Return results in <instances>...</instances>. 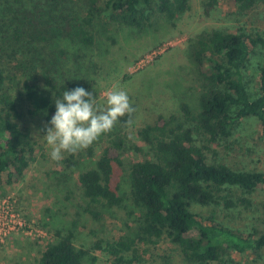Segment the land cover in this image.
<instances>
[{
    "label": "trees",
    "instance_id": "16d2710c",
    "mask_svg": "<svg viewBox=\"0 0 264 264\" xmlns=\"http://www.w3.org/2000/svg\"><path fill=\"white\" fill-rule=\"evenodd\" d=\"M31 1L33 11L26 10L28 16L19 18L14 11L9 18L19 23L8 38L18 42L17 50L25 58V67L35 68L34 74L25 75L27 81L23 83L30 105L28 113L49 121L56 110L54 99L64 91L79 86L93 92L96 98L100 91L96 64L92 73L85 72L78 80H60L55 71L52 74L50 68L54 67L50 65L48 46L60 44L54 57L56 65L61 57H66L61 47L66 43L79 45L88 57L90 49L99 48L110 21L142 30L152 26L156 15L173 21L190 8L189 0ZM228 1L237 7L238 14L246 15L262 0ZM7 2L0 0V4ZM217 2L207 0L206 7L213 8ZM23 40L26 49L28 42L33 45L29 51L22 50ZM191 45L190 57L203 78L197 111L184 103L181 106L184 121L173 114L170 117L160 114L139 130L153 157L136 161L129 168L132 198L141 211L137 237L154 243L167 238L180 247L188 260L199 264L221 260L228 251L258 255L264 249V229L250 232L233 229L213 217L204 219L191 207L222 203L226 209L236 208L248 204V198L236 200L230 194L222 195L223 190L264 191V171L233 169L224 163L210 162L206 154L210 144L222 145L228 141L244 120L258 122L264 145V63L259 69L257 94H251L246 80L251 56L259 52L264 59V36L259 31L220 27L203 31ZM23 117L18 101L6 88L5 69L0 61V177L6 173L8 183L24 176L30 164L28 154L34 151L31 134L21 123ZM135 118L136 111L130 124L127 115L121 117L110 132L93 143L103 149L94 165L79 175L84 197L95 206L86 209L94 219L102 216L99 205L110 208L121 205L124 199L119 188L112 185V177L116 164H122V154L129 147L142 150L137 144L129 145ZM92 149H88L90 156L94 155ZM70 154L68 168L74 165L75 153ZM136 241L122 236L105 246L97 243L93 250L109 255L111 264H122L125 253L132 251L135 262ZM93 250L76 245L73 229L65 233L57 230L38 264H100Z\"/></svg>",
    "mask_w": 264,
    "mask_h": 264
},
{
    "label": "rangeland",
    "instance_id": "374dc122",
    "mask_svg": "<svg viewBox=\"0 0 264 264\" xmlns=\"http://www.w3.org/2000/svg\"><path fill=\"white\" fill-rule=\"evenodd\" d=\"M33 4L31 0H8L7 4H0V61L5 69L6 88L18 101L24 114L22 126L29 130L34 142L24 176L11 183L6 182V173L0 177L1 219L9 212L16 225L0 239V264H38L46 245L55 239L56 231L65 233L69 229L74 230L78 247L92 250L97 243L105 246L122 236L137 239V261L134 262V254L130 251L125 253L122 264H199L188 260L180 247L167 238L155 243L138 239L141 211L132 198L129 168L136 161L153 157L149 146L139 136V130L148 121L160 114L180 118L184 103L194 112L198 109L203 78L190 57L192 40L205 30L220 27L232 31L241 28L259 31L264 36V0L246 15L238 14L237 7L228 0H218L213 8L206 7L207 0H189L190 8L177 19L171 21L156 15L152 26L142 30L110 21L99 48L90 49L87 57L79 45L63 44L66 57H61L57 65L54 57L60 44L46 48L51 53L52 74L55 71L60 80H78L85 72H93V64L97 65L98 105L106 106V94L113 88L126 91L132 104L136 105L129 145L137 144L142 150L129 147L122 154V164L115 166L112 185L119 188L124 199L121 205L110 208L99 205L102 212L99 220L86 210L95 206L84 197L79 175L94 165L103 148L92 144V156L88 154L91 147L75 152L74 165L68 168L69 152H64L59 161L51 159V146L44 135L46 127L51 126L49 120L28 113L30 105L23 83L27 81L25 75L34 74L35 68L25 67V58L17 50L18 42L8 36L19 23L10 20L14 11L23 18V15L28 16L26 10L33 11ZM25 42L23 40L22 50L29 51L33 45L28 42L27 50ZM263 63L259 52L251 56L246 80L253 95L258 91L259 69ZM259 127L256 120L242 121L228 141L222 145L210 144L211 149L206 150L209 161L224 163L237 170L264 171V145L259 137ZM225 193L236 200L246 197L249 203L231 209L224 208L222 203L193 204L192 211L204 219L213 217L217 222L243 232L264 229L263 190L243 193L238 188H230L221 192L222 195ZM9 224L13 225L12 222ZM92 254L97 256L100 264L112 262L102 250L95 249ZM205 264H264V249L258 255L228 251L221 260Z\"/></svg>",
    "mask_w": 264,
    "mask_h": 264
},
{
    "label": "clouds",
    "instance_id": "9594fccd",
    "mask_svg": "<svg viewBox=\"0 0 264 264\" xmlns=\"http://www.w3.org/2000/svg\"><path fill=\"white\" fill-rule=\"evenodd\" d=\"M106 106L97 104L93 92L76 87L54 99L55 113L46 127L45 139L51 146V159L59 161L64 152L75 153L86 149L110 132L121 117L136 111L128 93L113 88L106 94Z\"/></svg>",
    "mask_w": 264,
    "mask_h": 264
},
{
    "label": "built area",
    "instance_id": "2783aa9c",
    "mask_svg": "<svg viewBox=\"0 0 264 264\" xmlns=\"http://www.w3.org/2000/svg\"><path fill=\"white\" fill-rule=\"evenodd\" d=\"M0 220L2 221L0 222V239H1L2 236L6 234L7 231L13 230L16 227V225H14L13 214H10L9 212H5V215L2 216V219L0 214ZM10 222L13 223L12 226L11 224H9Z\"/></svg>",
    "mask_w": 264,
    "mask_h": 264
}]
</instances>
